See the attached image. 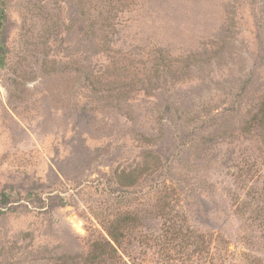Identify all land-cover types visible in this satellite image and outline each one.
I'll list each match as a JSON object with an SVG mask.
<instances>
[{
  "label": "rangeland",
  "instance_id": "1",
  "mask_svg": "<svg viewBox=\"0 0 264 264\" xmlns=\"http://www.w3.org/2000/svg\"><path fill=\"white\" fill-rule=\"evenodd\" d=\"M1 9L0 264H264V0Z\"/></svg>",
  "mask_w": 264,
  "mask_h": 264
},
{
  "label": "trees",
  "instance_id": "2",
  "mask_svg": "<svg viewBox=\"0 0 264 264\" xmlns=\"http://www.w3.org/2000/svg\"><path fill=\"white\" fill-rule=\"evenodd\" d=\"M4 18H5V14L3 13V9H1L0 10V35L2 34L1 29H2V23H3L2 21L4 20ZM0 50H1V46H0ZM115 239L116 238H113L114 242L116 241Z\"/></svg>",
  "mask_w": 264,
  "mask_h": 264
}]
</instances>
